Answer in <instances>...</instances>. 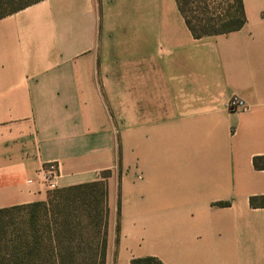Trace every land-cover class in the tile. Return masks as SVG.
Listing matches in <instances>:
<instances>
[{"label":"crops","instance_id":"1","mask_svg":"<svg viewBox=\"0 0 264 264\" xmlns=\"http://www.w3.org/2000/svg\"><path fill=\"white\" fill-rule=\"evenodd\" d=\"M244 3L241 29L200 38L177 0L1 17L0 209L47 200L55 162L56 188L106 182L107 264H264V0Z\"/></svg>","mask_w":264,"mask_h":264},{"label":"trees","instance_id":"2","mask_svg":"<svg viewBox=\"0 0 264 264\" xmlns=\"http://www.w3.org/2000/svg\"><path fill=\"white\" fill-rule=\"evenodd\" d=\"M37 1L3 12L0 0V18ZM215 1L177 0L195 37L233 32L248 22L244 0H232L223 13ZM259 159L254 158L255 166L264 168ZM107 196V184L100 180L59 188L45 201L1 208L0 264H107ZM250 204L264 207V195L252 196ZM130 264L164 263L147 256Z\"/></svg>","mask_w":264,"mask_h":264},{"label":"rangeland","instance_id":"3","mask_svg":"<svg viewBox=\"0 0 264 264\" xmlns=\"http://www.w3.org/2000/svg\"><path fill=\"white\" fill-rule=\"evenodd\" d=\"M33 0H4V4H3V8H2V11L3 12H8L10 10H13L14 8H16L17 6L19 5H22V4H25V3H28V2H31ZM215 5H218L217 7V11L220 13V12H226V9L229 7V8H232V4H233V1L232 0H216L214 2ZM253 12H254V16L256 15H259V8L257 7V5L254 4V7H253ZM122 147L123 145H121L120 143L118 144V165L117 167L119 169H122L123 168V161H122ZM107 174L109 172H106ZM106 174V175H107ZM57 189L59 188H55V189H52L50 191V193H54ZM115 259H116V256L114 255L112 258L109 259V264H115Z\"/></svg>","mask_w":264,"mask_h":264},{"label":"built area","instance_id":"4","mask_svg":"<svg viewBox=\"0 0 264 264\" xmlns=\"http://www.w3.org/2000/svg\"><path fill=\"white\" fill-rule=\"evenodd\" d=\"M228 108L230 110H244L248 108L247 102L234 95L228 102ZM59 175V165L55 162L48 163L43 169V180L52 189L56 188V178Z\"/></svg>","mask_w":264,"mask_h":264}]
</instances>
